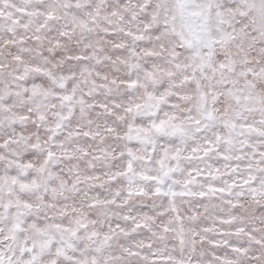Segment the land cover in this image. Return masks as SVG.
Instances as JSON below:
<instances>
[{"label":"snow or ice","instance_id":"6c2138e0","mask_svg":"<svg viewBox=\"0 0 264 264\" xmlns=\"http://www.w3.org/2000/svg\"><path fill=\"white\" fill-rule=\"evenodd\" d=\"M0 264H264V0H0Z\"/></svg>","mask_w":264,"mask_h":264}]
</instances>
